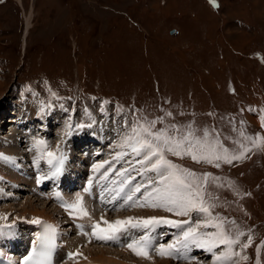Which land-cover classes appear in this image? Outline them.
I'll list each match as a JSON object with an SVG mask.
<instances>
[{
	"label": "rangeland",
	"instance_id": "rangeland-1",
	"mask_svg": "<svg viewBox=\"0 0 264 264\" xmlns=\"http://www.w3.org/2000/svg\"><path fill=\"white\" fill-rule=\"evenodd\" d=\"M20 1L0 0V100L16 82L28 81L26 90L36 89L47 98L80 89L130 105L140 117L154 119L170 111L165 124L207 129L230 151L238 148L233 141L243 140L242 129L254 137L262 125L264 0H216V9L209 0ZM238 21L243 27L235 25ZM95 98L114 106L92 96L80 104L60 101L76 112L88 100L96 104ZM241 103L254 104L253 117L244 115ZM261 145L253 157L249 152L233 165H221L227 169L193 160L185 165L198 174L210 173L205 191L206 198H219L215 212L232 216L258 238L264 232ZM31 200L36 208L45 203ZM20 208L15 209L20 213ZM126 213L116 215L128 217ZM162 215L177 217L166 211ZM241 239L245 242L247 236Z\"/></svg>",
	"mask_w": 264,
	"mask_h": 264
},
{
	"label": "snow or ice",
	"instance_id": "snow-or-ice-1",
	"mask_svg": "<svg viewBox=\"0 0 264 264\" xmlns=\"http://www.w3.org/2000/svg\"><path fill=\"white\" fill-rule=\"evenodd\" d=\"M130 113L134 118L133 123L129 125L127 118L124 117L123 135L120 143L116 145L122 151L115 152L112 160L92 165V170L97 175L89 178L83 193L91 194L95 182L100 186L101 202L113 204L110 211H118L125 207H151L163 209L186 219L129 216L109 222L101 217V221L107 227L102 228L100 222L93 221L90 225L91 237L97 242L108 243L133 230L143 231L142 235L138 238L133 237L127 245L139 256L147 257L149 251L155 250L162 258L190 261L196 259L189 255L191 248L195 247L212 253L213 264H232L233 257L241 256L242 251L251 245V230L246 233L234 220L213 213L212 210L219 206L214 201L219 198L211 197L213 201L211 203L206 199L205 190L210 173L198 174L191 169L183 168L169 160L167 155L171 154L178 158L188 156L195 163H206L220 168L222 163L233 165L247 158L252 148L264 142V138L259 134L255 137L249 136L241 131L240 136L243 140L233 141L238 148L230 151L207 129H197L192 125L185 127L176 123L165 124L166 118L173 115L171 112H165L163 116L154 119L140 117L134 110H130ZM94 123V121L88 124L69 123L68 135L72 134L71 129L91 128ZM244 141H248L250 146H246ZM33 148L37 151L33 165L38 170L36 177L38 185L55 180L62 174L67 153L61 145L58 144L55 151H48L46 141L36 139ZM126 156L131 157V160L125 161L129 166L116 169L115 165L124 161ZM0 160L16 162L14 157L5 156L3 153H0ZM41 161L48 166L47 173L43 175ZM112 176L118 179H113ZM55 197L70 219H91L85 207V197L80 193H77L73 202L61 199L59 192L55 193ZM117 201L121 203H115ZM31 223L40 225L42 231L37 234L33 249L22 258L20 264H53L54 253L61 246L62 233L59 225L47 223L40 218H33ZM165 226L175 230L173 239L171 242H161L157 245L155 243L157 240H163L158 229ZM76 227L79 234L89 235L84 224H77ZM13 228V224L0 226V236L12 235ZM207 229L214 231L209 232ZM244 236H247V242L242 241L241 238ZM237 247L240 251L235 250ZM214 249L222 250L217 254ZM78 255L79 252H69L67 258L71 259Z\"/></svg>",
	"mask_w": 264,
	"mask_h": 264
},
{
	"label": "bare ground",
	"instance_id": "bare-ground-1",
	"mask_svg": "<svg viewBox=\"0 0 264 264\" xmlns=\"http://www.w3.org/2000/svg\"><path fill=\"white\" fill-rule=\"evenodd\" d=\"M19 3H21L20 0H17ZM26 29H25V34L28 32V29L30 27V23H31V14L28 15V17H26ZM2 107L0 109V112L2 111ZM42 109L39 107V105L34 102L32 105H31V111L29 112V114L26 115L25 118H32L33 116V120L34 121H37V122H41V124L43 126H46L47 123H45V120L44 121H41L42 118L45 117V113L43 111H41ZM19 116V115H17ZM65 117V116H64ZM0 119H1V116H0ZM51 122L54 123V124H57L59 125L58 127H54L56 128L54 134H56L57 132H62L64 129L69 132L70 129L68 127V118L66 117L65 118V123H61V121L59 120H56V119H51ZM110 125L108 122H100V131H98V136L101 137L102 134H105L107 135L108 137L110 136V133L112 131V135L114 136V138L116 139V136H118V140H116L117 143H110L108 145L105 146V156L108 157V159L112 160L113 158V155L115 154V152H118V151H122V149L120 147H117L116 145H118L120 143V140H121V136L123 135V130H120V123L118 122H115L114 125H111V126H108ZM5 126H2L0 124V129H3ZM12 132H7L3 138H6L7 139V143L8 145H10L7 150L9 152H12V153H18L15 149V145L14 144H11L10 142V139L12 137ZM262 138H264V134L261 136ZM104 139H106V136H103ZM0 139H2L0 137ZM36 139H43L46 141V150L48 151H55L56 150V146H57V142H55L53 140V138L51 137H48V136H34L32 137L30 140H28V147H29V153H31L32 155H34L33 157L36 156L37 154V151L35 148H33V142L34 140ZM112 145V146H111ZM31 149V150H30ZM131 160V157L130 156H126L124 158V161H122V165H127V163H125V161H129ZM41 164H43V161H41ZM96 164V163H95ZM151 175V174H150ZM36 203H34L33 200H26L25 203L21 206L20 208V213L19 215H23L25 217L27 216H31V215H37L39 217H44L48 220H52L53 217H54V210L49 208L48 205H46L45 203H40L39 205H41V208H36ZM46 205V206H45ZM19 208V207H18ZM135 210V214H129V216H133V217H149V216H158V217H166V216H163L162 213H163V209H160V208H151V207H145V208H136V207H133L131 210ZM152 209H156V210H152ZM160 211V212H158ZM120 213V212H119ZM119 213H116V214H119ZM128 214V213H126ZM126 218V215L125 216H120V218ZM167 218V217H166ZM172 219V218H170ZM163 229V228H162ZM168 230V227H165L164 230L161 231V229L159 228L158 229V232L161 234V235H165V231ZM174 232L175 230H172L170 233H171V236L174 235ZM95 248H98V247H94V248H85V254L87 255L86 256V260H82L80 261L81 263L80 264H85L87 262H91V263H101V264H144L143 261L141 260H134L133 258H129L128 254L126 253H120V252H116L114 250H109V249H103V248H100V250L98 251H94ZM191 250H199V252H204L202 253V256L205 257V256H210L212 255V253H209V252H206L204 250H201V249H198V248H195V247H192ZM94 251V253H93ZM215 251V249H214ZM198 252V251H196ZM133 257V256H132ZM152 262H156V261H152ZM256 264L258 262V259H256ZM156 264H171L170 261H161L160 262H156Z\"/></svg>",
	"mask_w": 264,
	"mask_h": 264
}]
</instances>
